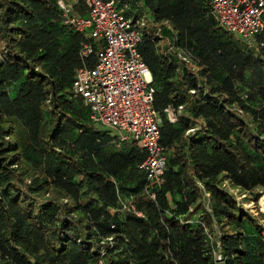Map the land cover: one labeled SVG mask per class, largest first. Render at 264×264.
<instances>
[{"label": "trees", "instance_id": "obj_1", "mask_svg": "<svg viewBox=\"0 0 264 264\" xmlns=\"http://www.w3.org/2000/svg\"><path fill=\"white\" fill-rule=\"evenodd\" d=\"M113 1L141 33L163 182L149 189L144 152L71 98L88 40L57 0H0V264H264V226L223 188L264 192V77L248 73L264 32L248 47L210 0Z\"/></svg>", "mask_w": 264, "mask_h": 264}, {"label": "built area", "instance_id": "obj_2", "mask_svg": "<svg viewBox=\"0 0 264 264\" xmlns=\"http://www.w3.org/2000/svg\"><path fill=\"white\" fill-rule=\"evenodd\" d=\"M210 1L220 28L243 38L248 47L263 45L257 36L264 32V0ZM78 2L86 6L85 17L74 10ZM57 4L62 24L88 40L81 44V66L74 73L71 98L82 100L94 124L112 130L115 148L135 144L144 152L138 168L149 189L161 184L166 153L159 144L161 120L153 108L151 75L137 49L138 23L124 16L113 0H57ZM178 112L171 106L164 109L170 123L176 122ZM149 197L154 200V192ZM125 208L134 211L132 205ZM216 258L220 261V254Z\"/></svg>", "mask_w": 264, "mask_h": 264}, {"label": "rangeland", "instance_id": "obj_3", "mask_svg": "<svg viewBox=\"0 0 264 264\" xmlns=\"http://www.w3.org/2000/svg\"><path fill=\"white\" fill-rule=\"evenodd\" d=\"M255 54L256 55L258 54L264 60L263 51L258 50L255 52ZM248 73H249L250 78L252 79V85L256 86L258 79L261 77H264V65L259 66L257 64L250 71H248ZM96 126L100 130L112 131L108 127H105L102 125H96ZM223 185H224L223 188L235 198L238 205L247 213L253 215L254 217H257L258 222L264 226V192H261L260 190H254L252 192H246V193L240 194L237 192L236 189L230 187L227 183H224ZM256 194L259 196L257 199V202L254 199ZM198 222H202L201 216L199 214H197L193 218L192 224L197 225ZM217 235L218 237L220 236L218 232H217ZM207 240H208L209 248L211 249L212 239L208 238Z\"/></svg>", "mask_w": 264, "mask_h": 264}]
</instances>
